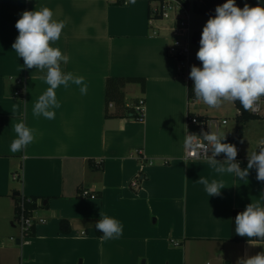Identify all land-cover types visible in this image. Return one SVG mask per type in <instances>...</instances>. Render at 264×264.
<instances>
[{
	"label": "crops",
	"instance_id": "0c3cea01",
	"mask_svg": "<svg viewBox=\"0 0 264 264\" xmlns=\"http://www.w3.org/2000/svg\"><path fill=\"white\" fill-rule=\"evenodd\" d=\"M160 1L0 0V264H237L264 252V240L231 239L233 210L264 204L255 168L241 181L216 173L206 159L185 158L187 112L196 97H189L190 60L179 69L168 53L172 21L150 23ZM194 2L202 0H189L190 9ZM42 7L65 23L52 45L69 57L62 70L87 85L86 94L71 82L57 88L60 107L51 120L33 115L48 87L45 72L24 68L12 49L22 12ZM110 75L146 78L145 92L136 83L125 88L128 103L145 98L143 120L106 116ZM218 119L228 120L218 132L233 136L229 117ZM20 122L34 130V140L12 153L13 126ZM263 144L264 118L246 122L242 169ZM200 176L222 180L225 188L209 197L196 182ZM15 191L37 197L32 235H22ZM100 211L122 224L119 239H101Z\"/></svg>",
	"mask_w": 264,
	"mask_h": 264
},
{
	"label": "clouds",
	"instance_id": "9594fccd",
	"mask_svg": "<svg viewBox=\"0 0 264 264\" xmlns=\"http://www.w3.org/2000/svg\"><path fill=\"white\" fill-rule=\"evenodd\" d=\"M135 3V0H127ZM215 16L210 17L203 27L200 47L196 53L202 67L191 66L190 79L194 82L193 92L197 100L211 108H218L224 102L239 104L245 111H256L258 102L264 98V6L252 7L245 3L243 8L235 0H227L218 5ZM48 7L39 10H25L16 21L18 31L12 49L23 58V67L45 72L48 85L34 105L33 115L54 119L60 107L56 89L68 87L69 82L81 86V94L87 93L84 78L65 73L62 64L69 57L58 47H53L61 37L65 27L63 21L53 18ZM15 108V106H14ZM16 134L10 145L12 153L20 152L33 142L34 134L23 122L14 126ZM224 132L201 131L199 135L189 134L185 148L194 159H206L218 174H234L239 180H247L249 170L255 168L256 179L264 182V147L247 155V167L241 168L236 160L238 149L234 144L225 143ZM211 152V155H209ZM224 154L223 162L216 159ZM204 186L209 197L219 196L224 187L222 180L200 176L196 181ZM95 227L103 235L101 239H119L123 234L122 224L115 218L100 211V219ZM235 232L250 240H264V204L249 203L235 217ZM237 264H264V252L252 256L245 255Z\"/></svg>",
	"mask_w": 264,
	"mask_h": 264
},
{
	"label": "built area",
	"instance_id": "2783aa9c",
	"mask_svg": "<svg viewBox=\"0 0 264 264\" xmlns=\"http://www.w3.org/2000/svg\"><path fill=\"white\" fill-rule=\"evenodd\" d=\"M157 19H168L172 21L169 29L171 30L170 34V43L168 46V53L170 56L177 59L180 63L179 69L188 65L189 56L191 54V45H192V36L193 32L191 31V9L189 0H161L159 4L155 7H152L150 10V23H153ZM156 32V31H155ZM23 89H17L15 91L16 95H22ZM145 102L141 98L136 104V111L139 114L144 113ZM256 114H264V98L258 102V108L256 111H251ZM141 120V118H140ZM227 119H218L217 117H206L200 116L190 109L187 112V131L186 136L189 134L199 135L201 131H212L218 132L219 128L222 125L227 124ZM186 139V138H185ZM264 147V144L262 145ZM238 156L236 160L241 163L244 161V156L240 153V146H237ZM211 155V152H209ZM185 158H192L188 151L185 148ZM15 178H18V174H14ZM139 176L134 179L132 186L137 188L139 186ZM90 192L88 190H82L83 196H88ZM17 221L20 225L21 232L23 236L30 234L31 229L36 224V219L34 216H27L25 213V204L24 199L20 201L19 208L17 211ZM39 221H43L40 219Z\"/></svg>",
	"mask_w": 264,
	"mask_h": 264
},
{
	"label": "trees",
	"instance_id": "16d2710c",
	"mask_svg": "<svg viewBox=\"0 0 264 264\" xmlns=\"http://www.w3.org/2000/svg\"><path fill=\"white\" fill-rule=\"evenodd\" d=\"M227 0H202V2H194L193 9L194 11L201 13V14H208L210 17L215 16V9L218 5H222L223 3H226ZM235 3L238 7L243 8L245 3L248 5L255 7L257 4H260L261 6H264V0H235ZM200 31H195L192 36V42L194 44H199L200 38H201ZM130 83H136L140 85V88L142 92H145L146 89V78L144 76H116V75H110L106 78V116L107 117H127L134 120H143L144 119V113L139 114L136 111V104H138L139 100L136 103L130 104L126 100V86ZM193 85L194 82L192 79L189 80L188 87H189V97L192 98L195 96L193 92ZM145 102V98H143ZM236 107L238 108V113L236 116V132L233 136H226L225 143H231L234 144L236 147L239 145V141L242 139L244 134V127L246 122H248L251 119L255 118H264V114H256L251 111H245L241 105L239 104V101L235 102ZM4 123V118L0 116V126H2ZM239 155V154H238ZM237 155V156H238ZM220 157H225L224 154L219 155ZM139 159L143 161H147L144 159L142 155L139 154ZM92 161L93 167L95 166V163ZM147 162L152 163V160H148ZM244 161L240 163V166H242ZM142 176L139 177L141 180ZM21 179V174H18V180ZM24 199L25 204V213L27 216H33L34 211L38 208L37 203V197L36 196H19L17 198V207L16 212L19 208V203L21 200ZM244 209H234L232 214V228H231V239L237 242H243L250 240L247 237H241L236 234L235 232V217L239 212H242ZM17 217V213H16ZM98 234L102 236L103 234L98 231ZM34 233V227L31 229L30 234L32 235ZM252 240H256L253 238ZM262 241V240H261Z\"/></svg>",
	"mask_w": 264,
	"mask_h": 264
},
{
	"label": "rangeland",
	"instance_id": "374dc122",
	"mask_svg": "<svg viewBox=\"0 0 264 264\" xmlns=\"http://www.w3.org/2000/svg\"><path fill=\"white\" fill-rule=\"evenodd\" d=\"M209 18H210L209 15H204V14L202 15L201 13L194 11V9H191V21H190L191 31L193 33L195 31L202 32L203 27ZM199 47L200 45H197L194 43H192L191 45V55L189 57L190 70H191V66L193 65L197 67H202L201 62L196 57V53L199 50ZM137 93H141V90L138 91ZM190 110L194 111L195 113H203V114L210 115V117L222 118L223 116H228L230 119L229 131H233V132L235 131L236 119H235V114H233V110L235 111V107L233 106V103L224 102L218 108H211L205 105L202 101L194 98L192 99ZM221 131L226 133L225 130H221Z\"/></svg>",
	"mask_w": 264,
	"mask_h": 264
},
{
	"label": "water",
	"instance_id": "95a60500",
	"mask_svg": "<svg viewBox=\"0 0 264 264\" xmlns=\"http://www.w3.org/2000/svg\"><path fill=\"white\" fill-rule=\"evenodd\" d=\"M20 194H21V193H20L19 191H15V192H14V195H15V196H18V197H19Z\"/></svg>",
	"mask_w": 264,
	"mask_h": 264
}]
</instances>
